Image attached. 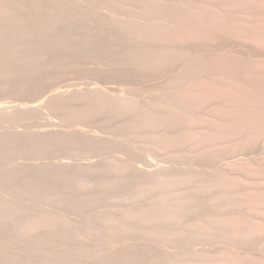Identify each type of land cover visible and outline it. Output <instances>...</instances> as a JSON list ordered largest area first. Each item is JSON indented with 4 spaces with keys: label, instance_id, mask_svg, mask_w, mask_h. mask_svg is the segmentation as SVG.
Masks as SVG:
<instances>
[{
    "label": "rangeland",
    "instance_id": "374dc122",
    "mask_svg": "<svg viewBox=\"0 0 264 264\" xmlns=\"http://www.w3.org/2000/svg\"><path fill=\"white\" fill-rule=\"evenodd\" d=\"M144 1L145 0H58L57 1L59 3L58 7L60 8L61 11L57 9V11L59 10L60 12L58 11V13H54L57 11L53 9L54 12H50V14L47 13L45 14L44 12L49 13L48 10L50 8L46 11L47 8L46 7L47 4H45L46 0H42L41 1L42 4L40 7L41 9L39 8L40 10L38 15L40 18V15L42 14L41 19L37 18L38 21L37 19H34L35 21H37L36 23L33 20L34 16L36 15H34L33 13L31 15V10H29V5L27 4V2L24 3L25 1H22L23 3L17 4L14 7L6 6L9 7L8 8L9 11L13 10L10 11L12 13H9L8 11L7 12L5 11L6 12L5 13L3 11L4 9L2 8L5 6L2 7L0 6L1 7L0 10H2L5 13L2 14V12L0 11L1 12L0 24L2 25L4 23H7L6 25H4L5 29H7L8 26H9L8 29H12L10 31L7 29L8 30L7 33H6L7 30L4 29L6 33L5 34L2 29L4 28L3 25L2 27L0 25L1 28L0 59L1 58L4 59V61H2L3 59L0 60V66L3 65V62L4 64L6 62L8 65L7 66L5 64V67H0V71H1L0 76L3 75L4 76L3 79H7L6 81L3 80L2 78L0 79L1 80L0 81V105H1L0 111L2 113V114L0 113L1 116L0 117V162L3 160L0 163V175H2L0 176V180L2 181L0 182V264H181L183 252L184 253L187 252L186 254L191 255L193 251H196L195 247L198 242L199 235H197L198 237L195 236L197 232L196 234L194 232L196 231L195 224L198 222H195V220H197L196 215L191 216V214L194 215L196 214V212L195 213L192 212V210H190L191 207L189 209L187 206L182 207L180 201L182 200L181 188H185L184 189L185 191H191V189L186 190L188 187L186 188L184 187V185L187 186L188 182L194 183L197 179L196 178L197 174L194 173L197 172H194L193 170L191 171L189 169L186 170L184 168H183L184 170H182V167L185 166L184 164L186 163L184 160L186 161L190 160L191 162L190 161L189 162L192 164L194 160H191V158L188 159L186 155L187 152L185 154V151L182 149V145L185 142L183 143L181 142L180 144V141H182L183 137L180 135H179L180 137H178L176 135L177 133L176 134L174 133L175 135L174 136L172 134L173 132L169 133V131H167L166 129L170 126H171L170 128H172L173 124L171 123L174 122L173 119L174 117H171L170 114L171 112L169 113V109L171 105H173L172 100L177 99L178 95L179 97L183 96L182 99L184 100L185 98H187L186 99L187 101H188V97L189 98L190 96L191 98L195 97L193 96V94L191 95V93L188 92L190 91V88H192V86H194L193 89L197 87V83H196V87L194 85L195 82L194 84L190 83L191 81L192 82L194 81L193 78H195L196 74L200 71V69L198 70L197 67L196 68L194 67L197 64L198 65L200 64L202 67L205 65L204 69H207L206 66L209 65L210 67L211 64L209 63L206 64L204 62V59L206 60L208 58L206 56L205 58L203 57L201 58L198 56L201 60L198 57L195 59L193 58L192 61L190 60L192 63L191 62L189 63L188 61L184 60L186 57L185 54L184 55L182 54L184 51H182V53L179 51L180 54H182L183 56H181L180 54L179 55L175 54L178 51L174 50V48L177 49L180 46L178 45L179 42L180 44H182L181 42L182 36H179L182 34V30H183L182 24L179 23L182 21V10H180L182 0H151L155 3L148 0L145 1V2H150L148 4L146 3L147 5L145 4ZM205 1L208 0H204V1L200 0V3L201 4L204 3L203 5H206L210 0L208 2ZM168 3H171L169 4L171 6H169ZM140 4H144V5H140ZM145 5L146 7H144ZM167 5L169 8L167 7ZM177 5L180 8L177 7ZM137 6L140 9H138ZM149 6H151L150 8L154 10H151ZM170 7H172L171 8L172 10L166 12L168 9H170ZM43 8L45 11H42ZM178 8L181 12L180 13L181 19L179 16L180 14ZM173 9L175 11H173ZM53 10L51 9V11ZM157 10L159 11V14ZM176 10H178L177 12L179 15L177 14ZM71 11L72 13H70ZM139 12H141L142 14ZM162 12L164 14L168 13V15H166L167 17H165V15ZM171 12H175L173 13L175 15L177 14L176 16L178 17V20H176L177 17L171 14ZM59 13L60 14L62 13L61 14L62 16ZM1 14L3 17L1 16ZM71 14L73 15L71 16ZM143 14L145 15L148 14L149 16L151 17L153 16L154 18L156 17L158 18V16H160L159 17L160 21L155 19H153V21L157 23L162 22L163 24L161 26H151L152 29V30L150 29L151 32L147 31L145 33V30L141 29L135 23H129L132 16L144 17ZM44 15H47L48 17ZM162 15L164 17H162ZM169 15L173 17L171 18L173 20H170ZM49 16L52 17L53 19L51 18L52 19L51 20ZM43 17L44 20L42 21ZM67 17L69 18V20H67L68 19ZM70 18H72V21ZM73 19H75V21ZM31 20L32 22H30ZM40 20L41 23L45 24V26L44 24H37L38 22H40ZM84 20L86 23L84 22ZM161 20H163L164 22ZM51 21L53 23H51ZM170 21L172 22V24L173 21L178 23H174L173 26ZM73 22H75L74 25ZM47 23L53 24V26L48 25ZM80 23L81 24L83 23L84 25L83 24L81 25ZM128 24L131 26H128ZM134 24L137 27H135ZM168 24H169V28L167 27ZM171 25L172 27H170ZM48 26H51V28L50 27L46 28ZM153 27L156 28L153 29ZM174 27L176 30L174 29ZM47 29L48 30L50 29V31L52 32L53 38H51L52 36L51 32L50 31L48 32ZM192 29L194 30L193 23H192ZM31 31H34L37 34L35 36L36 39L35 37L33 38V40L31 39L32 38ZM174 31H176V34H174ZM47 32L49 33V35ZM8 33L9 36H6L8 35ZM130 33H133V35ZM177 33L178 36L181 37L179 38L180 40H178V36H174L177 35ZM191 34L192 37H194L193 35L195 34V32H192ZM3 35L4 37L6 36L7 38L6 37L4 38ZM125 35L128 36L127 42L130 41L129 40L130 38L132 39V41L133 40L136 41L139 39L141 40L140 42L142 43L145 42V40L150 41L148 43L145 42L146 47L147 48L150 47V52H148L149 48L148 51L145 49L147 53H143V51L141 50L137 52L133 48H130V45L124 41L125 40L124 37L126 38ZM16 37H18V39H15ZM48 37H50V39ZM173 37H175V39ZM34 39L37 41H35ZM11 40L13 41L11 42ZM14 40L18 41L23 46L15 47L13 45ZM34 42L37 43L38 45L37 48H35L36 44ZM175 42L178 44H175ZM171 43H173V45ZM147 44L148 45L151 44L152 50H151V46L150 45L147 46ZM170 44L174 46V48ZM26 45H30V46H26ZM3 46L6 47L4 48ZM13 46L17 51L14 48H12ZM56 46L59 49H57ZM120 46L123 47L122 48L123 50L122 49L120 50L121 48ZM170 47H172L173 49ZM11 49L13 52L11 51ZM33 49L36 50V52H34ZM178 50H182V48H179ZM172 51L174 52V54L172 53ZM131 52L133 55L131 54ZM139 52L141 54L143 53L144 57L142 56L139 58L138 56L141 55L139 54ZM16 53L18 55H16ZM135 53L136 54L138 53L139 55L137 54L136 56ZM8 54H11V56H9V58L8 56L7 58H5L6 55ZM30 54L31 56L33 55L32 58L27 56ZM120 54L123 57H121ZM150 54H153V57ZM3 55H5V57ZM146 55L147 57H145ZM168 55L171 57H168ZM15 56H17L18 59L21 60V62ZM21 56H24L22 57L23 61L21 59ZM124 56L126 57V60H124L125 59ZM130 56L131 58L132 57L134 58L131 59ZM179 56L181 57L179 58ZM149 57L150 59L151 58L154 59L150 60ZM138 58L141 61L138 62ZM173 58L175 59V63L172 62L174 61ZM7 59L9 62L7 61ZM29 59L32 60L29 61ZM122 59L124 60V62L122 61ZM143 59L144 61H142ZM148 59L150 62L148 61ZM195 60H197L198 62L193 63L196 62ZM199 60L201 61V63ZM131 61L133 62V64L131 63ZM167 61H169V63ZM182 61H186L187 64L185 63V65L187 67L182 68V66H184V63H182ZM154 62L156 64L158 63L161 66H159L158 64L156 65ZM179 62H181L183 65L180 63L182 65L181 66ZM206 62H211V61H209L208 58ZM148 63L150 64L148 65ZM188 63L191 65H189ZM16 64L18 65V67ZM140 64L142 65L140 66ZM178 64L180 65V67L178 66L179 68H177ZM193 64L195 65L194 67H192ZM154 65L157 67H155ZM200 65L198 66V68L201 67ZM130 67L131 68L136 67L138 71L136 68L135 69L133 68L132 71L135 72L131 73ZM175 67L179 70L182 68V70L179 71L175 69ZM190 67L192 68L191 69L192 72L195 69L198 72H196L195 70L194 73L191 74L189 73L188 75L190 76L187 77V74L185 75L184 73H186L187 71L186 69L189 70ZM1 68L2 69L4 68L3 70H5V74H7L6 76L3 74L4 71H2ZM44 68L46 71L48 70L49 71L47 73H43L41 69L44 70ZM105 68L106 71L104 70ZM116 68L117 70H115ZM143 68H147V69H143ZM10 69H13V71L15 70L17 74H19L21 70L23 72L20 73L19 76H17L16 73H13L15 74V76H11L12 70ZM25 69L27 70V72ZM142 69L144 70V72ZM183 70H185V72ZM35 71H37L38 73L36 72L35 74ZM108 71L111 73L109 74ZM139 71L140 73H138ZM149 71L152 72L151 75H148L150 74ZM191 71L189 70V72ZM192 74L195 75L191 76ZM21 75H23L22 77L24 79L21 78ZM35 75H38L36 79H35ZM111 75H113V77H111ZM125 75H127L126 78H124ZM178 75L180 77H178ZM137 76L140 78H138ZM11 77L15 78L14 80L17 81V83L14 80H12ZM42 77H44L45 79ZM191 77L193 80L190 79ZM8 78H11L12 81L9 80V82L11 83L8 82ZM17 78H20L19 81ZM151 78L152 80H150ZM177 79L179 81L181 80L184 82L180 83L181 81L179 82ZM184 79L187 80L190 79V81ZM24 80L25 81L28 80L26 81L28 83L25 84ZM122 80L124 81L122 82ZM3 82L5 83V85L3 84ZM173 82L176 84H174ZM186 82H189L187 84L188 86L191 84V87L189 86L190 88L186 87ZM25 85H27L28 88L30 89L32 87L34 88L29 90L27 86L25 87ZM38 85H40V87H38ZM41 85L44 86V88ZM175 87L176 88L179 87V89L178 88L176 89ZM184 87L187 88L186 89V91L188 90L187 92L185 91ZM78 88H80L79 93H78L79 90ZM82 88L84 89V91ZM94 88L95 90H93ZM96 88L97 89L99 88L100 90L99 89L97 90ZM112 88L115 89V92L113 91ZM180 89L184 90V93ZM90 90H92L93 92L91 91L92 92L91 93ZM100 91L101 92L105 91V92H102L101 94ZM111 91H113V93ZM176 91L177 93L175 94ZM193 91H195V89ZM53 92L54 94H52ZM55 92L58 94H56ZM59 92L62 95L63 94L65 95V93L67 92V94L63 97L64 99L63 98L59 99L61 101H59L57 98L55 99L56 95H61L59 94ZM81 92L84 93L82 94ZM173 92L174 95H172ZM181 92L184 95L181 94ZM187 93H189L190 96ZM47 95L48 96L50 95L48 99L51 97L49 100L47 99ZM133 95L136 96L134 97ZM75 96L80 97V100L77 99ZM86 96H89L88 98H90L89 99L90 102L94 101L93 104L92 102L90 103L89 100L85 99L87 98ZM174 96L177 98H175ZM67 97H69L68 99H72L73 101L68 100ZM93 97L95 99L92 100L91 98ZM169 97L172 99L171 102ZM73 98L74 99L76 98L77 101L79 100L80 102H76V99L74 102ZM191 98L188 101L190 103L192 102ZM65 99H67L68 101L66 102ZM81 99L86 101L82 102ZM114 99H116L115 103H113L115 101ZM130 99L133 100L130 101ZM182 99L181 98L177 99L176 100L177 104L180 101H182ZM56 100L60 102L61 105L57 103ZM149 100L151 101V104H149L150 103ZM87 101L90 105L87 104ZM146 101H148V104ZM176 102L174 103V105H177ZM66 103L67 105H65ZM71 103L73 104V106ZM77 103L78 104L81 103L80 106ZM82 103H84L85 105L86 104L89 105V107L88 106L86 107L84 104L82 105ZM103 103H105L106 105ZM138 103L139 105H137ZM154 103L156 104V106ZM168 103L171 104L168 105ZM146 104L147 106L144 107V105ZM7 105H9V107ZM29 105L30 107H28ZM76 105H78V107H76ZM113 105L116 107H114ZM120 105L123 106L121 107ZM68 106L71 108H73L74 106L75 107L72 110ZM135 106L138 107L141 106L140 107L141 109L143 107L146 109H144L143 111V109L140 110V108L138 107L137 109ZM150 106L153 108V110L152 108H150ZM11 107L13 109H11ZM123 107L125 108V110L123 109ZM3 108L5 109V111L3 110ZM89 108L92 109L89 110ZM121 108L123 111H121ZM157 108L160 109L157 110ZM162 109H164V111ZM165 110L167 111L166 114H165L166 112ZM22 111L24 113H22ZM80 111H82L83 113ZM111 111L113 112V114H111L112 113ZM96 112L98 114L100 113L99 114L100 116ZM130 112H132V114L134 112V115H132ZM29 113H30V117H29ZM73 113H75V115ZM80 113L82 114V116ZM87 113L89 117H86L88 116L86 115ZM89 113H91V116ZM124 113L125 115L127 113L128 114L130 113L129 115H132V117H134L135 119L124 118L123 116ZM158 113L161 115V117L163 116L162 119L164 120L161 119ZM13 116H15L14 119ZM38 116H40V118ZM108 116H110L111 119ZM85 117L87 118V120L85 119ZM91 117L92 119H90ZM106 118L108 120H106ZM148 118L150 120L152 118L153 119L150 121ZM155 118L157 120L159 119L161 123L159 121H156ZM165 118L167 119L166 122L168 126L165 122ZM170 118L173 120V122H170L171 121ZM48 121L51 123H49ZM140 122L141 124L139 125ZM150 125L153 127H151ZM55 127L57 128L55 129ZM71 128L75 129V130L72 129L74 132L71 131ZM11 132H12V136L14 135V137L12 138L8 136V134L11 135ZM79 132L81 134H79ZM17 133H19V135ZM71 134L73 135V137ZM180 134H182V132ZM67 135L69 136V139ZM28 136H33V137L30 138ZM38 136L39 138H37ZM78 137L81 138L78 140ZM87 138L89 139L90 143L88 142ZM102 138H104V140ZM176 138L178 140L177 142H176ZM23 139L26 141H24ZM38 139L41 140V142ZM107 139H109V141H107ZM169 139L171 140L172 143L170 142ZM50 141L52 143H50ZM68 141L70 142L73 141V143L70 144ZM160 141L162 144H160ZM46 142L48 143L46 144ZM93 143H96V145ZM6 144L8 145L6 146ZM26 144L29 146H27ZM33 144L34 145L39 144V145L38 146L35 145L34 148ZM42 144L44 145L41 146ZM74 144H78V145H74ZM98 144L101 145V147ZM18 145L20 147H18ZM21 145L24 146L22 147ZM28 147H30L29 148L30 150L28 149ZM12 153H14L15 155H13ZM185 155L188 160L185 158ZM92 159L94 160V162H92L93 161ZM65 162L67 163V165ZM96 163L97 164L99 163L98 164L99 166ZM156 165L159 166L157 167ZM152 166L155 168L154 172H156V174L153 172L154 168ZM96 167L98 169H96ZM62 168L63 170H61ZM81 168L83 169L80 170ZM90 168L92 169V172H90L91 171ZM138 168L139 171L141 172H138ZM143 169L148 170L149 173L151 170L150 176H152L153 173L156 176L154 175L150 177L148 173H145L146 170L142 171ZM182 171L184 173L183 174L184 178L182 177ZM189 171L192 173L191 175H189L188 173ZM1 172H3V174ZM5 172H7L8 174ZM186 172L187 175L192 179L189 178L187 175H185ZM20 174L22 176H20ZM136 174L139 175L138 176L139 178H136L137 176L135 177ZM157 174H159L160 176ZM193 174L195 176H193ZM7 175L9 177L8 179L6 177ZM11 176L12 177L16 176V178L21 179V181L19 180L17 181L15 177L13 179ZM193 177H195L196 179H194ZM184 179L187 180V184H185L186 181ZM193 179L194 181H191ZM14 180H16V184ZM24 180L26 182H24ZM164 181L167 182L168 184L164 183ZM18 182L20 185L18 184ZM179 183L183 184V185L180 184L183 187L179 186ZM166 184L168 186H165ZM177 184L180 187V189H178ZM171 185H174L172 186L173 188L171 187ZM14 186L17 189H15ZM174 188L175 190H173ZM166 190H168V193L166 192ZM176 190H178V192L181 191L180 192L181 197L176 194L178 193ZM169 193L172 195L170 196ZM167 195H169V197L175 196L174 198L177 199L178 201L177 204L174 198L170 200V198H168ZM167 198L169 201H171V203L167 200ZM173 201L175 203L173 204L176 206L172 205ZM2 203L3 204L6 203V204L3 206ZM8 203H10L9 204L10 206L8 205L7 207ZM170 204L173 206V209ZM177 207L179 209L182 208L184 209L178 211ZM187 209L190 211V213L189 214L185 213L186 216L184 215V217H182L184 212H189L187 211ZM166 213L170 214V215L168 214L169 217H167ZM170 216L173 219H171ZM193 217L196 219L194 220ZM185 218H187L188 220ZM185 222L186 224H184ZM187 223L190 224L195 223L194 224L195 226L194 225L192 226V228H195L194 232L193 229L189 227L191 225L190 224L188 225ZM186 225L188 226L186 227ZM184 232H186V234ZM182 233L184 235H182ZM190 235H192L191 238L189 237ZM192 237L194 238L197 237V238L195 240ZM188 239L190 240L191 243L189 242ZM183 240L185 241V244L182 242ZM194 243L196 244L194 245ZM210 243H213L212 246L216 245L213 241L209 242V245H211ZM188 245L190 246L189 249H188L189 247ZM189 251L191 253H189ZM193 254L196 253L193 252ZM177 255L179 258H181L180 260L177 257Z\"/></svg>",
    "mask_w": 264,
    "mask_h": 264
},
{
    "label": "bare ground",
    "instance_id": "6f19581e",
    "mask_svg": "<svg viewBox=\"0 0 264 264\" xmlns=\"http://www.w3.org/2000/svg\"><path fill=\"white\" fill-rule=\"evenodd\" d=\"M22 1H25L24 3L27 2V4L29 5V10H31V15L32 13L36 16H34L33 20L34 19H37L39 18V10L41 9V4H42V0H0V6H5V7H2L4 10V12L8 11L9 13H12L10 11H13V10H8L9 7H6V6H11V7H14L16 6L17 4H21L23 3ZM39 1V2H38ZM58 0H46V11L48 10V12H44L45 14H50V12H54L53 9H55L57 11V9L60 10V8L58 7ZM145 1H148V0H145ZM144 1V2H145ZM151 1V0H150ZM204 1V0H203ZM209 1V0H208ZM208 1H205V2H208ZM60 2V1H59ZM153 2V1H151ZM202 2V1H201ZM148 4L150 2H145V4ZM155 3V2H153ZM146 4V5H147ZM157 4V3H156ZM171 4V3H168V5ZM181 4V2H180ZM179 4V5H180ZM204 4V3H203ZM200 3V0H182V4H181V9L182 10V23L179 22L180 24H182V34L179 35V36H182L179 37L178 36V33L177 35H174V36H178V40H180L179 38H181V42L182 44H179L175 42V44H178L180 45L178 47L177 45V49L174 48L173 43H171L170 45L174 48V50H177L178 52L180 51L182 53V51H184L182 54L184 55L185 54V59L186 61H188L189 63L193 60V58H197L198 56L199 57H203L205 58L208 57L209 58V61L211 62H206L207 59L205 60L204 59V62L207 64H211L210 67L209 65L206 66L207 69H204L205 65L202 67L200 64V66L202 67H199L196 65L193 64L192 67L196 68L200 71L198 72L196 69V72H198L195 76L194 81L190 82V83H193L195 82V87H196V83H197V87L194 88L195 91H193V87H191V84L188 86L187 84L189 82H186V87L190 88V92L191 95L193 94V96L195 97H192V98H195V99H192L190 94V98L192 100V102H188L189 101V97H188V101L186 100L187 98L182 99V97H179L178 95V98L177 99H182V103H178L176 102L177 99H174L172 100L170 97L171 93H170V102L172 100V104L170 109H169V113L171 114V117H174V122L173 120L171 119L170 122H173L171 124H173L172 128L168 127L166 130L170 132H173L172 134L174 135V133L180 137L182 136L183 139L182 141H180V144L181 142H185L183 145H182V149L185 151V154L187 152V158L191 160H194L193 164L190 163L189 161H186L184 160L185 162V166L182 167V170L184 169H189V170H193L194 172H197V173H194V174H197L196 178L193 177L194 179H196V181L192 184V183H189L187 184V180L184 185V187H188L186 190H190L191 191H185L184 189L185 188H181V191H182V197L180 196V192H178V190H176L178 193H176L177 195H179L182 200L180 201L181 202V205L182 207L183 206H187L188 209L191 207L190 210H192V212H196V214L192 215L191 216H195L196 215V218L197 220H195L196 218H194L195 222H198V223H194L196 225V231H195V228H192V226L194 224H190V223H187L188 225L190 224L191 226H189L190 228L193 229V232L196 234L195 236L199 235V239H198V242L197 244L194 243V245L196 244V251H193L194 253L196 254H193V252L191 253L189 251L190 254H186L187 252H183L182 254V263L181 264H264V0H210L206 5H203ZM44 5V4H43ZM140 5H144V4H140ZM146 5L144 7H146ZM150 5V4H149ZM162 5V4H160ZM159 5V6H160ZM164 5V4H163ZM167 5V7H168ZM21 6V5H20ZM171 6V5H169ZM0 7V8H1ZM19 7V5H18ZM44 7V6H43ZM151 6H149L150 8ZM153 7V6H152ZM156 7V6H155ZM166 7V6H165ZM177 7H179L177 5ZM7 8V10H6ZM40 8V9H39ZM138 8V6H137ZM162 8V7H161ZM169 8V7H168ZM172 7H170V9H168L166 12H168L169 10H172L171 9ZM180 8V7H179ZM178 8V10H179ZM14 9V8H13ZM51 9L53 11H51ZM140 9V8H138ZM141 9H142V6H141ZM147 9V8H145ZM151 9V8H150ZM149 9V10H150ZM157 9V8H156ZM155 9V11H156ZM159 9V8H158ZM164 9V7H163ZM176 9V8H175ZM58 10V11H59ZM151 10H154V9H151ZM176 10V12L178 11ZM179 10V14L181 13ZM2 12V14L4 13L2 10H0ZM42 11H45L44 8L42 9ZM57 12H54V13H58ZM61 11V10H60ZM59 11V12H60ZM148 11V10H146ZM158 11V10H157ZM161 11V9H160ZM164 11V10H163ZM173 11H175L173 9ZM0 12V13H1ZM5 12V13H6ZM135 12V11H134ZM133 12V13H134ZM150 12V11H148ZM4 13V14H5ZM41 13V12H40ZM43 13V12H42ZM43 13V14H44ZM72 13V11L70 12ZM141 13V12H139ZM137 13V14H139ZM144 13V12H143ZM161 13V12H160ZM163 13V12H162ZM170 13V12H169ZM175 12H171V14H173ZM1 14V16H2ZM52 14V13H51ZM60 14V13H59ZM62 14V13H61ZM60 14V15H61ZM67 14V13H66ZM69 14V12H68ZM74 14V13H73ZM71 14V16L73 15ZM142 14V13H141ZM139 14V15H141ZM146 14V12H145ZM144 15V17H141V16H136V17H131L130 19V22L129 23H135L136 25H138L141 29H144L145 30V33L148 31V32H151V26H161L163 23H157V22H154L153 19L155 20H159L160 21V16H158V18H154L153 16H149L148 14L147 15ZM150 14V13H149ZM158 14H159V11H158ZM164 14V13H163ZM178 14V12H177ZM176 14V15H177ZM178 14V15H179ZM31 15H30V18H31ZM42 15V14H41ZM41 15H40V18L41 19ZM57 15V14H56ZM142 15V16H143ZM161 15V14H160ZM165 17H167L166 15L167 14H164ZM175 15V14H173ZM175 15V16H176ZM5 16V15H4ZM44 16H47V15H44ZM62 16V15H61ZM60 16V17H61ZM70 16V15H69ZM68 16V17H69ZM70 16V17H71ZM75 16V15H74ZM170 16V20H173L171 18H173L171 15ZM180 16V19H181V14L179 15ZM3 17V16H2ZM6 17V16H5ZM9 17V16H7ZM36 17V18H35ZM48 17V16H47ZM50 17V16H49ZM67 17V18H68ZM78 17V16H77ZM162 17H164L162 15ZM177 17V16H176ZM12 18V17H11ZM46 18V17H45ZM52 17H50L51 19ZM64 18V17H63ZM80 18V17H79ZM126 18V17H125ZM129 18V17H128ZM133 18V19H132ZM1 19V18H0ZM3 19V18H2ZM10 19V18H9ZM29 19V18H28ZM47 19V18H46ZM49 19V20H50ZM53 19V18H52ZM51 19V20H52ZM62 19V18H61ZM71 21H72V18H70ZM176 19V18H175ZM174 19V20H175ZM11 20H14V19H11ZM30 20V19H29ZM44 20V17L42 19V21ZM48 20V19H47ZM69 20V18L67 19ZM75 21V19H73ZM77 20V19H76ZM79 20V19H78ZM125 20V19H124ZM178 20V17L177 19ZM175 20V21H176ZM6 21V20H5ZM38 21V19H37ZM37 21L34 20V22L36 23ZM46 21V20H45ZM60 21V20H59ZM62 21V20H61ZM70 21V22H71ZM122 21V20H121ZM163 21V20H161ZM168 21V19H167ZM193 21V22H192ZM32 22V20L30 21ZM50 22V21H49ZM69 22V23H70ZM82 22V21H81ZM85 22V20H84ZM164 22V21H163ZM171 22V21H170ZM9 23V22H8ZM16 23V22H15ZM14 23V24H15ZM19 23V22H18ZM51 23H53L51 21ZM75 22H73V25H74ZM86 23V22H85ZM127 23V22H126ZM174 23H178V22H174L173 21V24ZM192 23H193V27H194V30L192 29ZM7 23H4L2 24L5 29V26ZM11 24V23H10ZM13 24V25H14ZM37 24H44V23H41V20L40 22H38ZM48 24V23H47ZM81 24V23H80ZM83 24V23H82ZM81 24V25H82ZM134 24V25H135ZM172 24V22H171ZM172 24V25H173ZM179 24V25H180ZM1 25V24H0ZM1 25V27H2ZM48 25H52L53 24H48ZM72 25V24H71ZM80 25V27H81ZM84 25V24H83ZM127 25V24H126ZM133 25V26H134ZM135 25V27H137ZM172 25L170 27H172ZM178 25V24H177ZM176 25V26H177ZM12 26V25H11ZM15 26V25H14ZM13 26V27H14ZM17 26V25H16ZM45 26V24H44ZM47 26V25H46ZM117 26V25H116ZM115 26V27H116ZM128 26H131L128 24ZM165 26V25H164ZM167 26V25H166ZM174 26V25H173ZM9 27V26H8ZM7 27V29H8ZM51 28V26H48L46 28ZM74 27V26H73ZM77 27V26H76ZM75 27V28H76ZM138 27V28H139ZM169 28V24L167 26ZM178 27H181V26H178ZM126 28V27H124ZM122 28V29H124ZM132 28V27H130ZM156 28V27H155ZM153 27V29H155ZM159 28V27H158ZM5 29V30H7ZM97 29V28H96ZM128 29V27H127ZM137 29V28H135ZM151 29V30H150ZM171 29V28H170ZM175 29V27H174ZM1 30V28H0ZM9 31L12 30V29H8ZM8 30L6 31V33L8 32ZM48 30V29H47ZM71 30V29H70ZM77 30V29H76ZM150 30V31H149ZM158 30V29H157ZM176 30V29H175ZM3 31H2V34H3ZM50 31V29L48 30V32ZM72 31V30H71ZM96 31V30H95ZM139 31V30H138ZM195 32V34L193 35L194 37H192V32ZM47 32V33H48ZM51 32V31H50ZM74 32V30H73ZM141 32V31H140ZM179 32V31H177ZM5 33V31H4ZM5 33V34H6ZM10 33V32H9ZM9 33L8 35L6 36H9ZM76 33V32H75ZM98 33V32H97ZM11 34V33H10ZM124 34V33H123ZM133 35V33H130ZM144 34V33H143ZM148 34V33H147ZM174 34H176V31H174ZM37 34L34 32V31H31V36H32V40L33 38L36 36ZM49 35V33H48ZM51 35H52V32H51ZM135 35V33H134ZM5 36V37H6ZM103 36V35H102ZM124 36V35H123ZM126 36V35H125ZM137 36V34H136ZM142 36V35H141ZM155 36V35H154ZM4 37V35H3ZM4 37V38H5ZM30 37V36H29ZM122 37V36H121ZM128 36H126V38L124 37V41L127 42L128 41ZM150 37V36H148ZM153 37V36H152ZM7 38V37H6ZM50 39V37H48ZM51 38H53V35L51 36ZM66 38V37H65ZM130 38V37H129ZM168 38V37H166ZM175 39V37H173ZM172 38V39H173ZM15 39H18V37H16ZM30 39V40H31ZM36 39V37H35ZM34 39V40H35ZM63 40V38H62ZM130 41L127 42L129 45H130V48H133L134 50H136L137 52L138 51H143V53H147L148 51V48H149V51L150 52V47H146V44L145 42H150V41H147L145 40V42H140L141 40H133L130 38L129 39ZM167 40V39H166ZM13 40H11L12 42ZM29 41V40H28ZM37 41V40H35ZM61 41V40H60ZM67 41V40H66ZM171 41V40H170ZM52 42V41H51ZM93 42V41H92ZM121 42V41H120ZM124 42V43H125ZM32 43V42H31ZM35 43V42H34ZM39 43V42H38ZM63 43V42H62ZM29 44V42H28ZM36 44V47H38L37 43ZM34 44V45H35ZM93 44V43H92ZM121 44V43H120ZM123 44V43H122ZM126 44V45H128ZM13 45L16 47H21L23 46L22 44H20L18 41L14 40L13 42ZM94 45V44H93ZM92 45V46H93ZM151 46V44H149ZM147 44V46H149ZM14 46L12 48H14ZM26 46H30V45H26ZM132 46V47H131ZM4 48L6 46H3ZM97 47V46H96ZM118 47V46H117ZM120 50L123 48L122 46H120ZM125 47V46H124ZM127 47V46H126ZM170 47V48H172ZM25 48V47H24ZM32 48V47H31ZM55 48V47H54ZM57 48V46H56ZM128 48V47H127ZM126 48V49H127ZM172 48V49H173ZM179 48H182V50H178ZM15 49V48H14ZM13 49V50H14ZM59 49V48H57ZM62 49V48H60ZM147 51H146V50ZM155 49V48H154ZM16 50V49H15ZM20 50V48H19ZM28 50V49H27ZM119 50V48H118ZM123 50V49H122ZM151 50H152V46H151ZM173 50V51H174ZM12 51V49H11ZM17 51V50H16ZM34 52H36V50L33 49ZM117 51V50H116ZM130 51V50H129ZM172 51V53L174 54V52ZM175 51V52H177ZM8 52V51H6ZM5 52V54H6ZM13 52V51H12ZM33 52V53H34ZM123 52V51H122ZM133 52V50H132ZM131 52V54H132ZM167 52V51H166ZM175 53V54H180L179 53ZM119 53V52H118ZM126 53V52H124ZM123 53V54H124ZM141 54L139 52V54H141L140 56H138L139 58L140 57H144V54ZM153 53V51H152ZM158 53V52H156ZM169 53V52H168ZM171 53V52H170ZM12 54V53H11ZM11 54H8L6 55H3L5 58H9V56H11ZM23 54V53H22ZM27 54V53H26ZM116 54V53H115ZM136 54V53H135ZM138 54V53H137ZM136 54V56H137ZM138 54V55H139ZM149 54V53H148ZM182 54H180L181 56H183ZM13 55V54H12ZM15 55V53H14ZM16 55H18L16 53ZM121 55V54H120ZM133 55V54H132ZM152 57H153V54H150ZM148 55V56H150ZM159 55V54H158ZM170 55V54H169ZM168 57H171L169 56ZM29 57H33V55L31 56L30 55H27ZM179 56V58L181 57ZM2 57V55H1ZM17 57V56H15ZM22 57L24 56H21V59ZM121 57H123L121 55ZM125 57V56H124ZM147 57V55L145 56ZM198 57V58H199ZM11 58V57H10ZM20 58V57H19ZM26 58V57H25ZM24 58V59H25ZM131 58V56H130ZM134 58V57H132ZM131 58V59H132ZM137 58V57H136ZM138 58V62L141 61L139 60ZM176 58V57H175ZM3 59V58H1ZM0 59V60H1ZM18 59V57H17ZM16 59V60H17ZM129 59V58H128ZM146 59V58H145ZM150 59V57H149ZM148 59V61H149ZM151 59H154V58H151ZM150 59V60H151ZM156 59V58H155ZM171 59V58H169ZM174 59V58H173ZM200 59V58H199ZM13 60V59H12ZM15 60V58H14ZM13 60V61H14ZM20 60V59H18ZM32 60V59H31ZM29 59V61H31ZM126 60V57L125 59ZM124 60L122 59V61L124 62ZM147 60V59H146ZM182 60V59H181ZM191 60V61H190ZM201 60V59H200ZM199 60V61H200ZM4 61V59L2 60ZM8 61V59H7ZM23 61V59H22ZM28 61V62H29ZM130 61V60H129ZM134 61V60H133ZM144 61V59L142 60ZM186 61H182V63H184V66H182L183 64L181 62H179V64L182 66V68L184 67H187L185 65ZM196 62H193V63H197L198 61L195 60ZM203 61V60H202ZM9 62V61H8ZM11 62V61H10ZM15 62V61H14ZM17 62V61H16ZM21 62V60H20ZM18 62V63H20ZM150 62V61H149ZM156 62V61H155ZM154 62V63H155ZM169 63V61H167ZM173 63H175V59L174 61H172ZM203 62V63H204ZM2 63V62H1ZM25 63V62H24ZM130 63V62H129ZM131 63L133 64V62L131 61ZM130 63V64H131ZM144 63V62H142ZM147 63V62H146ZM145 63V64H146ZM177 63V62H176ZM188 63V64H189ZM192 63V62H191ZM201 63V61H200ZM204 63V64H205ZM5 64L7 65V63L5 62ZM5 64L3 62V65L0 66V67H5ZM9 64V63H8ZM11 64V63H10ZM122 64V63H121ZM125 64V63H124ZM127 64V62H126ZM135 64V63H134ZM137 64V63H136ZM144 64V65H145ZM150 63H148L149 65ZM156 64V63H155ZM158 64V63H157ZM156 64V65H157ZM177 65V68L180 67V65ZM187 64V63H186ZM12 65V64H11ZM17 65V64H16ZM15 65V67H16ZM139 65V63H138ZM142 64H140L141 66ZM152 65V64H151ZM159 65V64H158ZM170 65V64H169ZM191 65V64H189ZM189 65H188V68H189ZM8 66V65H7ZM14 66V64H13ZM124 66V65H122ZM126 66V65H125ZM129 66V65H128ZM134 66V65H133ZM155 66V65H154ZM161 66V65H159ZM172 66V65H171ZM179 66V67H178ZM10 67V66H9ZM8 67V69H9ZM18 67V65H17ZM23 67V66H22ZM25 67V66H24ZM111 67V66H110ZM157 67V66H155ZM11 68V67H10ZM41 68V67H40ZM112 68V67H111ZM110 68V69H111ZM134 69L136 67H133ZM130 67V71L131 73L132 72H135V71H132V69ZM140 68V67H139ZM175 67V69H177ZM182 68L180 70H182ZM210 68V69H208ZM2 69V68H1ZM4 69V68H3ZM4 71V75L6 76L7 74H5V70ZM7 69V68H5ZM17 69V68H16ZM19 69V68H18ZM23 69V68H22ZM27 69V68H26ZM25 69V70H26ZM49 69V67H48ZM47 69V70H48ZM109 69V70H110ZM137 69V68H136ZM143 69H147V68H143ZM142 69V70H143ZM158 69V68H157ZM172 69V68H171ZM191 67H190V71H191ZM12 70V75L11 76H15V74L13 73H16L15 70L13 71V69H10ZM24 70V71H25ZM28 70V69H27ZM26 70V72H27ZM30 70V69H29ZM39 70V69H38ZM37 70V71H38ZM43 73H47L48 71L41 69ZM106 71V68L104 69ZM117 70V68L115 69ZM121 70V69H120ZM128 70V69H127ZM140 70V69H139ZM174 70V68H173ZM179 70V69H177ZM179 70V71H180ZM186 73H184L185 75L187 74V77H189L190 75H188L189 73H194V71L192 72H189L188 69H186ZM20 71V70H19ZM18 71V72H19ZM35 71V74L36 72ZM40 71V70H39ZM46 71V72H45ZM138 71V69H137ZM136 71V72H137ZM157 71V70H156ZM185 72V70H183ZM182 71V72H183ZM1 72V71H0ZM7 72V71H6ZM23 71L21 70L19 72V74H17V76L20 75V73H22ZM25 72V73H26ZM41 72V73H42ZM109 72V71H108ZM120 72V71H119ZM127 72V71H126ZM144 72V70H143ZM142 72V73H143ZM150 72V71H149ZM172 72V71H171ZM174 72V71H173ZM176 72V71H175ZM8 73V72H7ZM10 73V72H9ZM38 73V72H37ZM40 73V74H41ZM111 72H109L110 74ZM113 73V72H112ZM115 73V72H114ZM117 73V72H116ZM140 73V71L138 72ZM152 72H150V74L148 75H151ZM155 73V72H154ZM160 73V72H159ZM178 73V72H177ZM128 74V73H127ZM1 75V74H0ZM9 75V76H10ZM26 75V74H25ZM33 75V74H32ZM47 75H50V74H47ZM129 75V74H128ZM135 75V74H134ZM138 75H141V74H138ZM195 74H192L191 76H193ZM3 76V75H2ZM0 76V79L4 78V76L2 77ZM16 76V77H17ZM23 75H21V78ZM27 76V75H26ZM38 75H35V79ZM44 76V75H43ZM46 76V74H45ZM121 76V75H119ZM124 76V75H123ZM127 75H125L124 78H126ZM136 76V75H135ZM155 76V75H154ZM177 76V75H175ZM111 77H113V75H111ZM138 77V76H137ZM146 77V76H145ZM160 77V76H159ZM178 77H180L178 75ZM185 77V76H184ZM7 78V77H5ZM12 78V77H11ZM11 78H8V82L9 80H11ZM27 78V77H26ZM32 78V77H31ZM44 78V77H42ZM49 78V77H48ZM123 78V79H124ZM140 78V77H138ZM148 78V77H147ZM15 78H12V80H14ZM18 81L20 78H17ZM24 79V78H23ZM28 79V78H27ZM34 79V80H35ZM45 79V78H44ZM192 79V77L190 78ZM187 80V79H184V80H187V81H190ZM192 79V80H193ZM3 80H7V79H3ZM11 80V81H12ZM41 80V79H40ZM43 80V79H42ZM49 80V79H47ZM127 80H128V77H127ZM126 80V81H127ZM131 80V79H130ZM137 80V79H136ZM135 80V81H136ZM152 80V78L150 79ZM178 80V79H177ZM1 81V80H0ZM15 81V80H14ZM25 81V80H24ZM28 81V80H26ZM25 81V84L28 83ZM33 81V80H31ZM121 81V80H120ZM124 80H122L123 82ZM134 81V80H133ZM149 81V79H148ZM179 81V80H178ZM181 81V80H180ZM179 81V82H180ZM197 81V82H196ZM17 83V81H15ZM23 82V80H22ZM38 82V81H37ZM41 82V81H40ZM48 82V81H47ZM46 82V83H47ZM130 82V81H129ZM128 82V83H129ZM144 82V81H143ZM177 82V81H176ZM184 81H181L180 83H183ZM11 83V82H9ZM7 83V84H9ZM30 83V82H29ZM127 83V82H126ZM140 83V82H139ZM174 83V82H173ZM172 83V84H173ZM2 84V82H1ZM3 84L5 85V83L3 82ZM21 84V82H20ZM24 84V83H22ZM33 84V83H32ZM50 84V83H49ZM135 84V82H134ZM176 84V83H174ZM173 84V85H174ZM35 85V84H34ZM43 85V84H42ZM41 85V86H42ZM45 85V84H44ZM48 85V84H47ZM46 85V86H47ZM137 85V84H136ZM179 85V84H178ZM181 85V84H180ZM185 85V84H184ZM3 86V85H2ZM1 86V87H2ZM27 85H25L26 87ZM29 86V84H28ZM27 86V88H28ZM5 87H8V86H5ZM24 87V88H25ZM32 87V85H31ZM36 87V86H35ZM38 87H40V85H38ZM44 88V86H42ZM135 87V86H134ZM186 87L185 88V91H186ZM34 88V87H32ZM31 88V89H32ZM42 88V89H43ZM176 88V87H175ZM179 89V87H177ZM176 88V89H177ZM183 88V86H182ZM29 90H31L30 88H28ZM39 89V88H38ZM49 89V88H48ZM59 89V88H58ZM65 89V88H64ZM78 93L80 91V88H78ZM83 89V88H82ZM97 89V88H96ZM99 89V88H98ZM97 89V90H98ZM108 89V88H107ZM113 89V88H112ZM192 89V91H191ZM44 90V89H43ZM68 90V89H67ZM72 90V89H71ZM88 90V89H87ZM95 90V88L93 89ZM100 90V89H99ZM109 90V89H108ZM120 90V89H118ZM182 90V89H180ZM179 90V91H180ZM51 91V90H50ZM54 91V90H53ZM56 91V90H55ZM74 91V90H73ZM84 91V89H83ZM92 90H90L91 92ZM113 91L115 92V89H113ZM113 91H111L113 93ZM117 91V90H116ZM123 91V90H122ZM186 91V92H187ZM48 92V91H46ZM65 92V91H64ZM68 92V91H67ZM67 92L65 93V95L67 94ZM72 92V91H70ZM86 92V91H85ZM93 92V91H92ZM91 92V93H92ZM96 92H99V91H96ZM102 92H105V91H102ZM102 92L100 91V93L102 94ZM182 92L184 93V90H182ZM181 92V94H183ZM50 93V92H49ZM56 93V92H55ZM75 93V92H74ZM77 93V94H78ZM82 93V92H81ZM84 93V92H83ZM82 93V94H83ZM177 93V91L175 92V94ZM180 93V92H179ZM54 94V92L52 93ZM58 94V93H56ZM59 94H61L59 92ZM76 94V93H75ZM86 94V93H85ZM90 94V93H89ZM99 94V93H98ZM100 94V95H101ZM124 94V93H123ZM129 94V93H128ZM186 94V93H185ZM64 94L62 95H56L55 99L57 98L58 100L59 99H62L64 96ZM79 95V94H78ZM105 95V94H104ZM111 95V94H110ZM117 95V94H116ZM132 95V94H131ZM174 95V92L173 94ZM184 95V94H183ZM50 96V95H49ZM47 95V99L49 97ZM53 96V95H52ZM71 96V95H69ZM109 96V95H108ZM107 96V97H108ZM114 96V95H113ZM134 97L136 95H133ZM76 97V96H75ZM82 97V96H81ZM87 100H89L90 98H88L89 96H86ZM112 97V96H110ZM126 97V96H125ZM140 97V96H139ZM51 98V97H50ZM49 98V99H50ZM66 98V97H65ZM69 97H67L68 99ZM77 99L80 100V97H76ZM75 98V99H76ZM97 98V97H96ZM114 98V97H113ZM131 98V97H130ZM168 98V99H169ZM48 99V100H49ZM53 99V98H52ZM64 99V98H63ZM65 99L66 102L68 100H71L73 101L72 99ZM74 99V98H73ZM75 99H74V102H75ZM76 99V102H80L79 100L77 101ZM92 100L95 99L94 97L91 98ZM103 99V98H102ZM111 99V98H109ZM117 99V98H116ZM116 99H114L115 101L113 103L116 102ZM121 99V98H120ZM167 99V98H166ZM64 100V102H65ZM129 100V99H128ZM133 100V99H132ZM130 99V101H132ZM138 100V99H137ZM143 100V98H142ZM141 100V102H142ZM190 100V101H191ZM52 101V100H51ZM55 101V100H54ZM61 101V100H59ZM81 101H86V100H82ZM99 101V100H98ZM127 101V100H126ZM129 101V103H130ZM150 101V100H149ZM160 101V100H159ZM162 101V100H161ZM46 102V101H45ZM49 102V101H48ZM47 102V103H48ZM57 103L60 104V102H58L56 100ZM63 102V101H62ZM70 102V101H69ZM90 102V100H89ZM92 104L94 101H91ZM90 102V103H91ZM121 102V101H120ZM124 102V101H123ZM135 102V101H134ZM139 102V101H138ZM140 102V103H141ZM145 102V101H144ZM147 104H148V101H146ZM164 102V101H163ZM168 102V101H167ZM176 102L177 105H174V103ZM53 103V102H51ZM56 103V104H57ZM86 103V102H85ZM98 103V102H96ZM106 103V102H105ZM103 103V104H105ZM110 103V102H109ZM108 103V105H109ZM112 103V102H111ZM118 103V102H117ZM116 103V104H117ZM136 103V102H135ZM3 104V103H2ZM8 104V103H7ZM12 104V103H11ZM21 104V103H20ZM37 104V103H36ZM35 104V105H36ZM69 104V103H68ZM72 104V103H71ZM76 104V103H74ZM78 104V103H77ZM81 104V103H80ZM80 104H78L80 106ZM84 103H82L83 105ZM87 104L88 101H87ZM85 105L86 107L89 105ZM107 104V103H106ZM105 104V105H106ZM115 104V105H116ZM143 104V102H142ZM145 104V103H144ZM144 105L145 106H147ZM151 104V101L150 103ZM153 104V102H152ZM155 104V103H154ZM160 104V103H159ZM171 104V103H168V105ZM6 105V104H5ZM13 105V104H12ZM25 105V104H23ZM55 105V104H54ZM58 105V104H57ZM61 105V104H60ZM64 105V104H62ZM67 105V103L65 104ZM78 105H76V107H78ZM101 105V104H100ZM111 105V104H110ZM139 105V103L137 104ZM164 105V104H163ZM162 105V106H163ZM1 106V105H0ZM9 107V105H7ZM73 106V104H72ZM96 106V105H95ZM114 106V105H113ZM112 106V107H113ZM119 106V105H118ZM121 106V105H120ZM123 106V105H122ZM121 106V107H122ZM156 106V104H155ZM161 106V107H162ZM167 106V105H166ZM24 107V106H23ZM30 107V105L28 106ZM36 107V106H34ZM33 107V108H34ZM43 107V106H42ZM40 107V108H42ZM60 107V106H59ZM63 107V106H62ZM69 107V106H68ZM75 107V106H74ZM73 107V108H74ZM98 107V105H97ZM100 107V106H99ZM105 107V106H104ZM116 107V106H114ZM131 107V106H130ZM136 108L138 106H135ZM141 107V106H140ZM138 107V108H140ZM142 108L143 111L144 109L146 108ZM149 107V106H148ZM22 108V107H21ZM39 108V107H38ZM71 108V107H69ZM73 108H71L73 110ZM96 108V107H95ZM119 108V107H118ZM137 108V109H138ZM150 108H152L150 106ZM164 108V107H163ZM10 109V108H9ZM11 109H13L11 107ZM25 109V108H23ZM22 109V110H23ZM61 109V108H60ZM78 109V108H77ZM81 109V108H80ZM79 109V110H80ZM92 109V108H89V110ZM123 109L125 110V108L123 107ZM140 108V110H142ZM160 109V108H159ZM157 108V110H159ZM3 110L5 111V109L3 108ZM20 110V109H19ZM28 110V109H26ZM38 110V109H37ZM76 110V109H75ZM82 110V109H81ZM88 110V111H89ZM127 110V109H126ZM136 110V109H135ZM153 110V108H152ZM155 110V109H154ZM164 111V109H162ZM7 111V110H6ZM9 111V110H8ZM11 111V110H10ZM63 111V109H62ZM69 111V110H68ZM86 111H87V108H86ZM96 111V109H95ZM110 111V109H109ZM114 111V110H113ZM121 111L122 108H121ZM129 111V110H128ZM146 111V110H145ZM149 111V110H148ZM161 111V110H160ZM166 111V110H165ZM20 112V111H19ZM27 112V111H26ZM31 112V110H30ZM33 112V111H32ZM35 112V110H34ZM33 112V113H34ZM71 112V111H70ZM69 112V114H70ZM77 112V111H76ZM82 112V111H80ZM91 112V111H90ZM112 112V111H111ZM155 112V111H154ZM1 113V111H0ZM11 113V112H10ZM22 113H24L22 111ZM21 113V114H22ZM43 113V112H42ZM66 113V112H65ZM83 113V112H82ZM93 113V112H92ZM97 113V112H96ZM110 113V112H109ZM132 114V112H130ZM129 113V114H130ZM138 113V112H137ZM142 113V112H141ZM144 113V112H143ZM157 113V112H156ZM167 113V111L165 112V114ZM2 114V113H1ZM26 114V113H25ZM37 114V113H36ZM75 115V113H73ZM77 114V113H76ZM81 114V113H80ZM79 114V115H80ZM85 114V113H84ZM90 116H91V113H89ZM95 114V113H94ZM98 114V113H97ZM100 114V113H99ZM98 114V115H99ZM113 114V112L111 113ZM110 114V116H111ZM118 114V112H117ZM123 114V113H121ZM128 113L125 115L124 113V118L128 119V118H133L135 119L134 117H132V115H134V112L132 115H129ZM140 114V113H139ZM151 114V112H150ZM159 114V113H158ZM165 114H164V117H165ZM27 115V114H26ZM34 115V114H33ZM78 115V116H79ZM88 115V113L86 114ZM85 115V116H86ZM108 115V114H107ZM116 115V113H115ZM146 115V113H145ZM156 115V114H155ZM160 115V114H159ZM158 115V116H159ZM7 116V115H6ZM42 116V115H41ZM82 116V114H81ZM100 116V115H99ZM98 116V118H99ZM103 116V115H102ZM108 116V117H110ZM114 116V115H113ZM122 116V115H121ZM120 116V117H121ZM143 116V115H142ZM141 116V117H142ZM149 116V115H148ZM167 116V115H166ZM169 116V115H168ZM1 117V116H0ZM8 117V116H7ZM19 117V115H18ZM29 117H30V113H29ZM35 117V116H34ZM40 118V116H38ZM84 117V116H83ZM82 117V118H83ZM86 117H89L86 116ZM85 117V119L87 120V118ZM92 117H95V116H92ZM92 117L90 119H92ZM117 117V116H116ZM152 117V116H151ZM155 117V116H154ZM161 117V115H160ZM163 117V116H162ZM161 117V119H162ZM11 118V117H10ZM9 118V119H10ZM15 118V116H13V119ZM17 118V117H16ZM114 118V117H113ZM146 118V117H145ZM157 118V116H156ZM155 118V119H156ZM167 118V117H166ZM165 118V122H166V119ZM49 119V118H48ZM47 119V120H48ZM89 119V120H90ZM96 119V118H95ZM103 119V118H101ZM111 119V117H110ZM149 119V118H148ZM153 119V118H152ZM151 119V120H152ZM81 120V119H80ZM86 120H83V121H86ZM105 120V119H103ZM106 120H108L106 118ZM116 120V119H115ZM150 120V119H149ZM150 120V121H151ZM164 120V119H162ZM41 121V120H40ZM91 121V120H90ZM130 121V120H129ZM154 121V120H153ZM156 121H159V119ZM49 122V121H48ZM110 122V121H109ZM114 122V121H113ZM118 122V121H117ZM120 122V120H119ZM127 122V121H126ZM139 122V121H138ZM161 123V121H159ZM164 122V121H163ZM51 123V122H49ZM131 123V122H130ZM129 123V124H130ZM169 123V122H168ZM47 124V123H46ZM45 124V125H46ZM114 124V123H113ZM122 124V123H121ZM141 124V122L139 123V125ZM154 124V123H153ZM167 124V122H166ZM170 124V123H169ZM40 125V124H39ZM50 125V124H49ZM116 125V123H115ZM135 125V123H134ZM158 125V124H157ZM162 125V124H161ZM160 125V126H161ZM56 126V125H55ZM142 126V125H141ZM147 126V125H146ZM151 126V125H150ZM168 126V124H167ZM44 127V126H43ZM61 127V126H60ZM153 127V126H151ZM157 127V126H156ZM45 128V127H44ZM48 128V127H46ZM54 128V127H53ZM57 127H55L56 129ZM78 128V126H77ZM71 128V131L75 130ZM153 129V128H152ZM17 130V129H16ZM15 130V131H16ZM41 130V129H40ZM49 130V129H48ZM51 130V129H50ZM77 130V129H76ZM80 130V129H79ZM83 130V129H82ZM81 130V131H82ZM43 131V130H42ZM47 131V130H46ZM62 131V129H61ZM70 131V132H71ZM35 132V130H34ZM74 132V131H73ZM83 132V131H82ZM182 132V134H180ZM30 133V132H29ZM53 133V131H52ZM55 133V131H54ZM65 133V132H63ZM72 133V132H71ZM179 133V134H178ZM16 134V133H14ZM19 135V133H17ZM41 134V133H40ZM44 134V133H42ZM66 134H69V133H66ZM75 134H76V131H75ZM79 134H81L79 132ZM86 134V133H85ZM89 134V132H88ZM97 134V133H96ZM102 134V133H101ZM17 135V136H18ZM23 135V133H22ZM27 135V134H26ZM39 135V134H38ZM48 135V134H47ZM53 135V134H52ZM60 135V133H59ZM72 135V134H71ZM103 135V134H102ZM180 135V136H179ZM8 136H10L11 138L14 137V135L12 136V132H11V135L8 134ZM7 136V137H8ZM34 136V134H33ZM33 136H28V137H33ZM54 136V135H53ZM68 136V135H67ZM82 136V135H80ZM85 136V135H84ZM83 136V137H84ZM175 136V135H174ZM173 136V138H174ZM9 137V138H10ZM22 137V136H21ZM24 137V136H23ZM47 137V136H46ZM52 137V136H51ZM56 137V136H55ZM61 137V136H60ZM71 137V136H70ZM73 137V135H72ZM86 137V136H85ZM88 137V136H87ZM93 137V136H92ZM6 138V137H5ZM4 138V139H5ZM10 138V139H11ZM18 138V137H17ZM39 138V136L37 137ZM45 138V137H44ZM49 138V137H48ZM81 137H78V140L80 139ZM100 138V137H99ZM111 138V137H110ZM114 138V137H113ZM9 139V140H10ZM46 139V138H45ZM67 139V138H66ZM68 139H69V136H68ZM88 139V138H87ZM85 139V140H87ZM104 140V138H102ZM165 139V138H164ZM163 139V140H164ZM171 139V138H170ZM169 139V140H170ZM179 139V138H178ZM180 139V140H181ZM185 139V140H184ZM17 140V139H16ZM19 140V139H18ZM24 140V139H23ZM29 140V139H28ZM34 140V139H33ZM39 140V139H38ZM37 140V142H38ZM44 140V139H43ZM57 140V139H56ZM55 140V141H56ZM83 140V139H81ZM94 140V139H93ZM113 140V139H112ZM184 140V141H183ZM7 141V140H6ZM26 141V140H24ZM41 142V140H39ZM48 141V140H47ZM65 141V140H64ZM101 141V140H99ZM98 141V142H99ZM107 141H109V139H107ZM115 141V140H114ZM165 141V140H164ZM177 138H176V142H177ZM20 142V141H18ZM28 142V141H27ZM26 142V143H27ZM63 142V141H62ZM70 144L73 143L68 141ZM66 142V143H68ZM84 142V141H83ZM88 142L90 143L89 139H88ZM166 142V141H165ZM169 142V141H168ZM171 142V140H170ZM6 143H9V142H6ZM43 143V142H42ZM48 142H46L47 144ZM50 143H52L50 141ZM55 143V142H54ZM53 143V144H54ZM101 143V142H100ZM167 143V142H166ZM172 143V142H171ZM170 143V144H171ZM21 144V143H20ZM25 144V143H24ZM41 144V143H40ZM60 144V143H59ZM96 145V143H93ZM108 144V143H107ZM160 144L161 141H160ZM169 144V145H170ZM4 145V143H3ZM8 144H6L7 146ZM10 145V144H9ZM15 145V144H14ZM27 145V144H26ZM31 145V143H30ZM36 145V144H35ZM35 145L33 144L34 148H35ZM39 144H37L36 146H38ZM44 144H42L41 146H43ZM68 145V144H67ZM74 145H78V144H74ZM92 145V144H91ZM99 145V144H98ZM104 145V144H103ZM174 145V144H173ZM172 145V146H173ZM176 145V144H175ZM12 146V145H11ZM10 146V147H11ZM16 146V145H15ZM22 146V145H21ZM24 146V145H23ZM22 146V147H23ZM29 146V145H27ZM50 146V145H49ZM52 146V145H51ZM81 146V144H80ZM89 146V145H88ZM101 147V145H99ZM105 146V145H104ZM181 146V145H180ZM13 147V146H12ZM18 147H20L18 145ZM17 147V148H18ZM21 147V148H22ZM46 147V146H45ZM70 147H73V146H70ZM76 147V146H75ZM20 148V150H21ZM30 147H28L29 149ZM33 148V147H32ZM91 148V147H90ZM16 149V148H14ZM19 149V148H18ZM26 149V148H25ZM181 149V148H180ZM30 150V149H29ZM28 150V151H29ZM182 150V151H183ZM27 151V152H28ZM181 151V150H180ZM16 152V151H15ZM8 153V152H7ZM6 153V154H7ZM11 153V152H10ZM23 153V152H22ZM26 153V152H24ZM183 153V152H182ZM13 155H15L14 153H12ZM186 155H185V158H186ZM9 156V154H8ZM183 156V155H182ZM186 158V159H187ZM187 159V160H188ZM71 160V159H70ZM84 160V159H83ZM93 160V159H92ZM97 160V159H96ZM183 160V159H182ZM3 161V160H2ZM1 161V162H2ZM73 161V159H72ZM75 161V160H74ZM116 161V160H115ZM0 162V163H1ZM62 162V161H61ZM60 162V163H61ZM64 162V161H63ZM80 162V161H79ZM78 162V163H79ZM83 162V161H82ZM89 162V161H88ZM94 162V160L92 161ZM98 162V161H97ZM118 162V161H117ZM66 163V162H65ZM81 163V162H80ZM79 163V164H80ZM87 163V162H86ZM57 164V163H56ZM55 164V165H56ZM77 164V163H76ZM78 164V165H79ZM94 164V163H93ZM97 164V163H96ZM99 164V163H98ZM97 164V165H98ZM119 164V163H118ZM155 164V163H153ZM152 164V165H153ZM67 165V163H66ZM16 166V165H15ZM63 166V164H62ZM84 166V164H83ZM94 166V165H93ZM96 166V165H95ZM99 166V165H98ZM101 166V165H100ZM151 166V165H150ZM154 166V165H153ZM152 166V167H153ZM157 166V165H156ZM159 166V165H158ZM157 166V167H158ZM18 167V166H17ZM16 167V168H17ZM61 167V165H60ZM69 167V165H68ZM136 167V166H134ZM145 167V166H144ZM147 167V166H146ZM14 168V167H13ZM20 168V167H19ZM56 168V166H55ZM72 168V167H71ZM77 168V167H76ZM151 168V167H150ZM154 168V167H153ZM184 168V169H183ZM83 168H81L80 170H82ZM91 169V168H90ZM96 169H98L96 167ZM100 169V168H99ZM137 169V168H136ZM16 170V169H15ZM23 170V169H22ZM56 170V169H55ZM63 170V168L61 169ZM70 170V169H69ZM73 170V169H71ZM77 170V169H76ZM79 170V169H78ZM135 170V169H134ZM146 169H143L142 171H144ZM185 170V171H186ZM4 171V170H3ZM9 171V170H8ZM11 171V170H10ZM57 171V170H56ZM60 171V169H59ZM85 171V170H83ZM147 171V172H146ZM145 173H148L149 176H150V173H151V170H150V173L148 170H146ZM155 171V168L153 169V172ZM18 172V171H17ZM73 172V171H71ZM92 172V169L91 171ZM137 172V171H136ZM138 172H141L139 171V168H138ZM137 172V173H138ZM159 172V170H158ZM3 174V172H1ZM7 173V172H5ZM10 173V172H9ZM21 173V172H20ZM24 173V171H23ZM85 173V172H84ZM129 173V172H128ZM134 173V171H133ZM156 174V172H154ZM153 173L152 176H154L155 174ZM189 175H191L192 173L189 171L188 172ZM8 174V173H7ZM17 174V173H16ZM127 174V173H126ZM130 174V173H129ZM148 174H145V175H148ZM183 171H182V177L184 178L183 176ZM193 174V176H195ZM89 175V174H88ZM92 175V174H91ZM90 175V176H91ZM95 175V174H94ZM159 175V174H157ZM187 175V172L186 174ZM2 176V175H0ZM20 176H22L20 174ZM19 176V177H20ZM26 176V175H25ZM89 176V177H90ZM137 176V177H136ZM139 175L136 174L135 177L136 178H139L138 177ZM150 176V177H152ZM156 176V175H155ZM160 176V175H159ZM188 176V175H187ZM5 177V175H4ZM7 179L9 178L8 175L6 176ZM12 177V176H11ZM10 177V178H11ZM16 178V176H14ZM14 177H12L14 179ZM189 177V176H188ZM135 178V180H136ZM191 178V177H189ZM188 178V179H189ZM4 179V178H3ZM17 179V178H16ZM27 179V178H26ZM141 179V178H140ZM150 179V178H149ZM192 179V178H191ZM191 180V181H194ZM5 180V179H4ZM21 181V179H17V181ZM23 180V179H22ZM165 180V179H164ZM15 181V184H16V180ZM169 181V180H168ZM178 181V179H177ZM176 181V182H177ZM180 181V180H179ZM190 181V180H189ZM0 182H2L0 180ZM7 182V180H6ZM5 182V183H6ZM24 182H26L24 180ZM23 182V183H24ZM175 182V183H176ZM4 183V184H5ZM12 183V182H10ZM164 183H167L164 181ZM163 183V184H164ZM182 183V182H181ZM179 183V186L183 185ZM8 184V182H7ZM19 184V182H18ZM17 184V185H18ZM168 184V183H167ZM165 185V186H168V185ZM170 184V183H169ZM173 184V183H171ZM181 184V185H180ZM14 185V184H13ZM20 185V184H19ZM24 185V184H23ZM175 185V184H174ZM174 185H171L174 186ZM178 186V184H177ZM178 186V189H180V187ZM13 187V186H12ZM17 187V186H16ZM20 187V186H19ZM23 187V186H22ZM183 187V186H181ZM15 188V186H14ZM173 188V187H172ZM11 189V187H10ZM17 189V188H15ZM175 190V188L173 189ZM166 192L168 193V190H166ZM170 194V193H169ZM172 194H170L171 196ZM175 195V194H174ZM176 195V196H177ZM168 198H170V200H172V198L174 197H169V195H167ZM178 196V197H179ZM2 198V197H1ZM167 198V200H168ZM179 198V199H181ZM175 199V198H174ZM3 200V199H2ZM169 201V200H168ZM176 201V204H177V199H175ZM171 203V201H169ZM174 201L172 202V205ZM6 204V203H5ZM5 204L2 203V205L4 206ZM10 203L7 204V207ZM169 204V203H168ZM179 204V203H178ZM171 205V204H170ZM171 205V206H172ZM180 205V204H179ZM10 206V205H9ZM176 206V205H174ZM6 208V207H5ZM176 208V207H175ZM178 208V207H177ZM186 208V207H185ZM172 209H173V206H172ZM184 209V208H182ZM182 209H179L178 208V211L179 210H182ZM187 209V211H189ZM175 210V209H174ZM176 211V212H178ZM186 211V210H184ZM183 211V212H184ZM185 213H190L189 212H184L183 216L185 215ZM167 214V213H166ZM169 214V213H168ZM167 214V217H169ZM170 215V214H169ZM174 216V215H173ZM186 216V215H185ZM190 216V217H191ZM171 218V216H170ZM173 219V218H171ZM187 219V218H185ZM188 220V219H187ZM183 221V220H182ZM191 221V220H190ZM188 222V221H187ZM194 222V221H192ZM186 224V222L184 223ZM183 225V224H182ZM186 225V227L188 226ZM194 225V226H195ZM185 226V225H184ZM183 228V227H182ZM186 229V228H185ZM184 229V230H185ZM188 230V229H187ZM191 230V229H190ZM189 230V231H190ZM152 232V230H151ZM183 232V231H182ZM186 234V232H184ZM193 233V234H194ZM192 234V235H193ZM182 235H184L182 233ZM189 235V233H188ZM187 235V237H188ZM190 235L189 237L191 238ZM184 237V236H183ZM198 237V236H197ZM196 237V238H197ZM189 238V239H190ZM194 238V237H192ZM196 238H194L196 240ZM152 239V238H151ZM186 239V238H185ZM184 239V240H185ZM188 239V240H189ZM182 241L184 244H185V241ZM186 240V241H188ZM193 240V239H191ZM194 240V241H195ZM214 242L216 245L215 246H212L213 243H210L211 245H209V242ZM190 242V240H189ZM193 242V241H192ZM196 242V241H195ZM152 243V242H151ZM191 243V242H190ZM188 244V243H187ZM193 245V246H194ZM189 246V245H188ZM192 246V247H193ZM186 247V245H185ZM191 247V248H192ZM190 248V246L188 247V249ZM194 248V247H193ZM192 248V249H193ZM184 249V248H183ZM187 249V248H186ZM165 250V249H164ZM154 252V251H153ZM167 252V251H166ZM165 253V252H164ZM186 254V255H185ZM178 257V255H177ZM181 257V255H180ZM179 258V257H178ZM154 259V258H153ZM176 259V258H175ZM181 258H179L180 260ZM178 261V259H177Z\"/></svg>",
    "mask_w": 264,
    "mask_h": 264
}]
</instances>
